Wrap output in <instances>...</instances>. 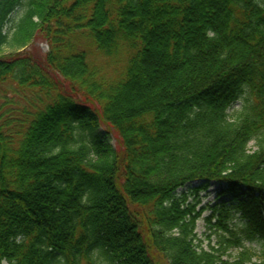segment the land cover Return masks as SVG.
I'll return each instance as SVG.
<instances>
[{
  "label": "trees",
  "instance_id": "obj_1",
  "mask_svg": "<svg viewBox=\"0 0 264 264\" xmlns=\"http://www.w3.org/2000/svg\"><path fill=\"white\" fill-rule=\"evenodd\" d=\"M8 84L0 264H264V0H0Z\"/></svg>",
  "mask_w": 264,
  "mask_h": 264
},
{
  "label": "rangeland",
  "instance_id": "obj_2",
  "mask_svg": "<svg viewBox=\"0 0 264 264\" xmlns=\"http://www.w3.org/2000/svg\"><path fill=\"white\" fill-rule=\"evenodd\" d=\"M17 16L14 15L12 16V20L16 19ZM48 44L44 42L42 39L38 38L36 41L27 47L28 51L34 50L36 52H39L40 54H45L48 51ZM6 52H10L9 49L5 50ZM111 61L107 63V66L103 65V68L107 69H112L115 70L119 66L120 59L115 58V59H110ZM101 62H104L103 60H100ZM16 103L17 107L22 109L24 107H29L30 103H35V104H40V102L47 103L51 102L52 99H54V96L51 98H48L45 94L39 93L38 91L35 92H26V94H20L16 95L15 94V89L10 85H4L2 87V91L0 92V97L3 98V96ZM40 106V105H39ZM38 108H43L42 106ZM241 109L240 104L236 105L234 110L238 111ZM256 145L254 142L250 144L249 147V152L254 153L256 151ZM200 183H192L191 185H188L187 188L182 189L179 191V193L188 190L191 187L198 186ZM219 191H220V186L216 183H212L208 191L206 192H201L200 195V204L197 206V211H200L201 208H204V213L202 218L197 222V228H196V235H197V245H202L205 249H209L211 246L219 245V242L222 240V236L225 235L226 237L230 238L229 234H226L224 231H219L217 230V234H215L214 229L217 221L212 220V224L209 225L206 221L205 218L210 214L209 208L216 203L220 202V197H219ZM196 198L192 197L191 201L196 202ZM232 226H235L236 228H241L244 224L240 217L237 215L233 218V222L231 224ZM224 245V244H223ZM228 245V244H225ZM246 245H252L253 248L258 252L261 253L263 250V247L259 243H247ZM238 250L235 249H230L227 252V257H234L237 255Z\"/></svg>",
  "mask_w": 264,
  "mask_h": 264
}]
</instances>
